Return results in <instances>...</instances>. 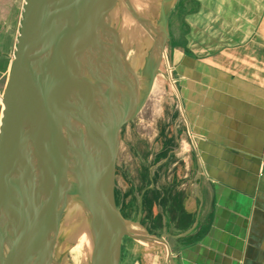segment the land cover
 Wrapping results in <instances>:
<instances>
[{
  "label": "crops",
  "instance_id": "0c3cea01",
  "mask_svg": "<svg viewBox=\"0 0 264 264\" xmlns=\"http://www.w3.org/2000/svg\"><path fill=\"white\" fill-rule=\"evenodd\" d=\"M171 9L177 155L161 202L173 214L161 223L164 250L121 260L264 264V0H173Z\"/></svg>",
  "mask_w": 264,
  "mask_h": 264
},
{
  "label": "rangeland",
  "instance_id": "374dc122",
  "mask_svg": "<svg viewBox=\"0 0 264 264\" xmlns=\"http://www.w3.org/2000/svg\"><path fill=\"white\" fill-rule=\"evenodd\" d=\"M171 2L168 0H113L112 3V0H109L108 2L105 0V8L103 7L102 14L107 13V15L103 17V27L100 25L101 27L95 32L99 37H97L99 43L98 41L97 43L94 42L96 39L94 38L84 51L85 57H81L77 62L78 66H80L82 65L80 62H83V60L87 62V58H90V70L95 71L96 76L98 77L97 82H94L92 86L87 87L88 93L91 89L92 100L105 102L109 93L112 95V93L115 92L110 100L112 101V104L107 102L106 106L101 108V110L104 111L103 115H105V117L112 119L114 117H119L122 114L123 111L118 110L117 104V100L122 101L121 98H123L126 104L133 105V103H135L134 101L137 99L138 103H140L133 119L123 126L117 135L114 200L121 219V228L123 230L121 231L123 235L121 238L119 264H124L125 259L121 260V256H125V253L128 251L133 253L135 251L147 249L158 253V251L164 250V241L160 238V234L164 229L161 223L163 224L165 222V215L167 217L171 215V218L173 214V212H166L164 210V201L162 200L161 202V198H163L162 195L165 192L164 183L166 179L164 178V174L168 170L173 171V156L177 155V95L175 94V89L171 83L168 82V71L165 67V55H167L169 47L168 40L163 42L164 52L155 82L148 94L145 95L149 70H151L154 65L156 59L155 53L157 52L156 45H153V48L149 47L148 49L147 42H152L160 31L159 23L162 18V13L164 10L167 11V9L172 6L173 2ZM108 3H112L111 6H108ZM23 5L24 0H0V101L15 52ZM111 7L113 8L111 9ZM110 9L112 11H110ZM170 12L168 22L169 33L173 25V10L171 7ZM109 21L111 22L110 27ZM103 28L107 29L106 32ZM113 28L114 30H112ZM115 30L117 33H114ZM120 46L124 48V51L127 50L126 54L130 56L128 60L130 66L116 68L114 75H119V72L122 70L119 76V78H121L119 79V82L123 81L127 73L131 76H141L145 83L143 81L142 83H140V81L139 84L138 82H135V87H139V93V90L136 91V89L133 91L125 89L123 96L117 93V90H120L122 85H119L114 89L116 82H112L109 79H103L102 67L106 65V61H109L108 58L113 55L112 53H121L122 48H120ZM130 51L131 53H129ZM145 57L149 61V63H147L150 64L148 68H146L147 63L143 65ZM87 71L89 70H86L85 72ZM66 98L67 97L65 96L64 99L67 100ZM74 100V102H76V98ZM141 100H144L143 103H141ZM65 105L66 102L64 101L63 109H61L62 112L66 110ZM124 106L126 105L122 103L123 109ZM76 107L77 106L73 109L74 111ZM109 107L111 109H109ZM103 156L104 154L100 148L97 149L96 157L102 160ZM33 159H37L36 156H34ZM33 159H29L31 166L34 161ZM83 165L84 167L83 169L81 168L82 170L80 169L81 172L78 173L79 177L76 178L75 182V186H80L82 189H77V192L74 191L76 192L74 198L77 200L70 211L71 214L69 213L70 217L73 218L80 212L83 225L81 232L77 234L70 229L72 227L67 228L70 224L65 221V216L61 217V212H58L60 215L57 213L56 205H53L54 209H51V212L48 211L50 207L48 206V209L45 210L47 213L43 211V214L40 215V219L36 221L37 227L42 225V229H37L38 232L36 236L35 234H31L30 230L28 231L27 238H29V234L30 236L33 235L34 239L37 238V245L44 241L41 248L43 249L42 252L45 253V240H47V236L49 235L47 231L49 229H44L43 225H48L47 227H50V224L52 223L57 225V234H54L55 230L52 231L55 236V238H53L55 242L54 245H52L53 252H51L52 264H83L80 245L78 248L79 251H76L77 249H75V245L69 241V237L74 240L76 239L75 241L77 243H79V240H84L83 242L88 249L85 255L88 254L89 257H92L88 259L86 264H102V258H100L101 254H99L97 258H94L96 249L92 247L95 242L93 240L95 239L94 236H97L95 222H92V220H94V217L92 219V215L95 216V212L92 211L96 210L93 203V199H95L97 193L95 172L90 167L88 161L85 160ZM34 167L37 169L38 163L37 165L35 164L32 166V168ZM49 189L47 190L45 188L44 192H42V194L44 193V196H41L40 193L36 195L34 193L31 194L30 192V197L35 203L33 209H36L39 206L38 203H40L43 198L49 197ZM81 190L85 191L84 196H80L82 193ZM78 191L80 194H78ZM60 197L62 200L63 195L61 194ZM83 197L86 199L85 202H83ZM83 203L86 204V206H84ZM82 205L86 207L85 209L83 207V210ZM64 222L67 225H63ZM70 223L72 226V222ZM64 227H66V229ZM82 232L86 235L84 233L82 234ZM135 235L139 237H136ZM133 236L136 237L134 238L135 240L133 239ZM147 236L159 240V245L147 246L148 243L143 241L144 239L147 240V238H145ZM50 237H52V234L48 236V239ZM137 240L144 243L146 246L144 247L140 243H137ZM28 246L30 247V243L27 241V250L29 248ZM44 260L48 261L46 258ZM160 262V264H164L163 257Z\"/></svg>",
  "mask_w": 264,
  "mask_h": 264
},
{
  "label": "water",
  "instance_id": "95a60500",
  "mask_svg": "<svg viewBox=\"0 0 264 264\" xmlns=\"http://www.w3.org/2000/svg\"><path fill=\"white\" fill-rule=\"evenodd\" d=\"M104 3L105 0H24L15 52L1 96L0 264H13L17 247H23L28 230L54 200V191L45 186L49 189V197L41 200L39 207L33 209L35 203L27 193L25 181L28 171L25 148L32 141L37 160H42L46 152L40 148L59 146L56 132L47 126L52 123L45 120L46 112L53 108L51 100L59 99L58 96L62 98V92L67 89L90 87L98 81L90 66H78L76 56L78 50L83 52L91 44V36L104 22ZM170 7L165 11L161 30L163 38L148 75L145 95L155 82L163 57V42L168 40ZM116 59L114 56L110 60L116 62ZM84 68L89 71L85 72ZM135 113L130 107L129 113L125 110L119 117H106L99 130L100 150L104 153L103 149L106 151L109 148L95 196L97 251L94 258L101 253L102 264H119L120 260L123 230L114 200L116 143L119 130L133 119ZM34 127L39 128L36 140L30 139ZM44 140L45 147L42 146ZM3 220L11 236L6 250L1 237L5 228L2 226Z\"/></svg>",
  "mask_w": 264,
  "mask_h": 264
},
{
  "label": "bare ground",
  "instance_id": "6f19581e",
  "mask_svg": "<svg viewBox=\"0 0 264 264\" xmlns=\"http://www.w3.org/2000/svg\"><path fill=\"white\" fill-rule=\"evenodd\" d=\"M108 1L109 0H107V2ZM118 1H120V0H118ZM112 3H113V0H112ZM129 3H127V4H129ZM111 4L108 3V6L109 5L111 6ZM123 6H124V4H123ZM113 7H111V9ZM111 9H110V11H112ZM165 9H166V7H165ZM106 10H107V8H106ZM117 10H119V9H117ZM105 15H107V13L103 14V17ZM164 15H165V10L162 13V18H161V21L159 23L160 31L157 33L156 37L154 38V40L152 42H150V43L147 42L148 49H149V47L153 48V45H156L155 47L157 48V50H159L158 47H159V44L161 43V39L163 38L161 30H162ZM116 16H118V15H116ZM110 20H111V18H110ZM110 26H111V22H110L109 27ZM102 27H103V25H102ZM112 27H115V26H112ZM104 30L106 32L107 29H104ZM112 30H114V28ZM114 33H117L116 30ZM99 35H101V34H99ZM105 35H106V33H105ZM97 37L98 36L96 34H93L91 36V39L94 40V38H96L94 40V42L97 43V41H98V43H99V39H98L99 37L98 38ZM153 43H155V44H153ZM120 48H122L121 53L118 55L115 53H112L113 55H111L108 58L109 61L108 62L106 61V65H104V67H102L101 70L103 72V79H105V80L109 79L112 82H116L114 89L117 86L122 85V87H120V90H117V93L124 96L125 89L126 90L128 89L130 91H133L136 89V91H138L139 87L138 86L135 87L136 86L135 84L137 82L139 84L140 81H141L140 83H142L143 79L141 76L140 77H138L136 75L131 76V75H129V73H127V75H126V77H124L123 81L119 82V79H121V78H119L120 73L122 71L121 68L130 66V64H129L130 62L128 61L130 56L125 54L123 47L120 46ZM84 51L85 50H83V52H81L78 50V54L76 56V60H77L76 62H78L79 59H81V57H85ZM129 53H131V51ZM114 56L117 57L116 62L115 61L113 62V60H110ZM89 59L90 58H87V62H85L83 60V62H80V63H82V65H84V67L86 65L89 66L91 64ZM143 62H144L143 65H145L147 62L149 63V61L146 57L143 60ZM92 63H94V62H92ZM148 63L146 64V68H148L150 66V64H148ZM119 67H121L120 68L121 71L119 72V75L118 74L114 75L115 69L116 68L118 69ZM84 69H86V68H84ZM84 71H86V70H84ZM149 72H150V70H149ZM120 83H122V84H120ZM140 87H141V84H140ZM87 90H88L87 87L80 88V89H74V88L67 89V90L63 91L61 94L63 96V98L58 96L59 99L51 100L52 101L51 107H53V108L51 109L50 112L49 111L46 112L47 118L45 120L50 121V124L52 123L51 126L47 123L48 124L47 126H49L51 130L53 129V132H56L57 137H58L57 143L59 144V146L54 147V146L50 145L49 146L50 148H47V147L46 148H40L41 151L46 152L45 153L46 156H44L42 160L35 159L36 160L35 161L33 159V157L34 156L37 157V154L35 152L34 143L32 141H29V143L27 144V147L25 148V155H24V158L26 160V168H28L26 179H25V181L27 182V184H26L27 193L31 192V194L34 193L36 195H38L40 193L41 196H44V193L42 194V192H44L45 186H48L49 188H51V190L54 191V200L50 202V204H49L50 207H49V209L47 208L48 211L51 212V209H54L53 205H56L57 213L61 212V217L65 216L64 217L65 221H67V223L70 224L69 227H67V228L72 227L70 229L73 230V232L77 233V234H79L81 232L82 226H83L82 220H81L82 217L80 215V212L76 216H74L73 218L70 217V214H71L70 211L72 210V208L75 205L76 200H77L74 198V195L77 192V189H82V187H80V186H77V187L75 186L76 178L79 177L78 173L81 172L80 171L81 168L83 169V167H84L83 163H85V160H86V161H88L90 167L95 172V183L97 184V190L99 189V187H98L99 176L102 173L103 161L107 160L108 150H109V148H107L106 151H105V149H103L104 150V153H103L104 156H103L102 160L99 159L98 157H96V150L100 148L99 146H100V142H101V136H100L99 130H100V127L102 125L103 119L105 120V118H106L105 115H103L104 111H102L101 108L103 106H106L107 102L112 104V101H110V100H111V97H113V94L115 93V92L112 93V95H111V93H109V95L105 99V102H101L99 100L98 101L92 100L91 99V95H92L91 89L89 90V93ZM139 92H140V90L138 91V93ZM65 96L67 97L66 98L67 100L64 99ZM73 98L74 99L76 98V102H74L75 100ZM121 99H122V101L117 100L118 101V103H117L118 104V110L123 111V112L126 110V112L129 113L130 107H132V111H135V112L137 111V108L140 104V103H138V99L136 101L133 100L135 102V103H133V106H131V104H128V103L126 104V102L123 100V98H121ZM64 101L66 102V105H65L66 110L62 112L61 109H63ZM122 103H124V105H126V106H124V109L122 108ZM75 106H77V107L74 111L73 109L75 108ZM2 109H3V105H2V102L0 101V116L2 113ZM109 109H110V107H109ZM109 109H107V110H109ZM59 112H61V113H59ZM40 129H41V131L43 130V128H40ZM30 133H31L30 139L36 140L37 139L36 137L39 135V128L35 129V127H34V130L31 129ZM45 139H46V137H45ZM43 143H44V145L42 144V146L45 147L46 141L44 140ZM29 159L34 160L33 161L34 165L35 164L37 165V163H39L37 169H35V167L32 168V166H34V165L32 164V166H31V162L29 163ZM50 172H52V173H50ZM46 183H47V185H46ZM74 191H76V192H74ZM81 192L82 193L80 194L78 191V194H80V196H84L85 191L81 190ZM56 193L63 195L62 200H61L60 195H57ZM55 194L57 197L55 196ZM83 198H84L83 202H85L86 199H85V197H83ZM43 199H45V198H43ZM93 200H94L93 201L94 208H96L97 207V197H95V199H93ZM83 205L86 206V204H84V203H83ZM83 205H82V210L84 207ZM85 208L86 207H84V209ZM44 212L47 213L46 211H44ZM92 212H95V210ZM66 214H68V215H66ZM56 217H57V215H56ZM93 217H94V215H92V219H93ZM93 221L94 220H92V222ZM58 222H59V220H58ZM70 222H72V226H71ZM83 222L86 223L85 221H83ZM36 224L37 223L35 221L33 224V227L31 226V229H29L30 233L33 235L35 234V236L37 235V232H38L37 229H42V227H41L42 225L37 227ZM3 225L5 227L3 230L4 235L2 234L1 237H2V240L4 241L3 246L5 247V250H6V247L8 246L9 240H11V236H10V232H7V226L4 223V220L2 221V226ZM63 225H67V224H65V222H64ZM47 226L48 225H43L44 229H47V228L49 229L47 231H48L49 235L52 234V237H50L48 239V236H49L48 235L47 240H45L46 241L45 242L46 252L45 253L42 252L43 249L41 248L44 241H43V243H39L37 245V238L34 239L33 235L30 236V234H29V238L26 239V243L23 245V247H17L15 254H14V258H13V261H14L13 264H26V262H27V264H52L51 252H53L52 251L53 250L52 245H54V242H55L53 238H55L54 234H57V225L52 223V224H50V227H47ZM64 228L66 229V227H64ZM53 230H55L54 234L52 233ZM83 233L84 232H82V234ZM94 237H95V239H93V240L95 242L93 244L95 246L93 245L92 247H94L96 249V247H97L96 246V242H97L96 237L97 236L95 235ZM75 240L71 239V237H69V241L75 245V249H77L76 251H79L78 248L80 245V252H82L81 258H82L83 264H86L88 259H90L92 257L91 256L89 257L88 254L85 255L88 249L86 248V245L83 242L84 240L80 241L78 238L79 243H77ZM27 241L30 243V247L28 246L29 247L28 250H27ZM90 244H92V243H90ZM81 246L83 249L81 248ZM45 258L48 259V261L44 260ZM100 258H102V257H100ZM30 259H32V260H30ZM53 263H55V262H53Z\"/></svg>",
  "mask_w": 264,
  "mask_h": 264
},
{
  "label": "flooded vegetation",
  "instance_id": "af4514ba",
  "mask_svg": "<svg viewBox=\"0 0 264 264\" xmlns=\"http://www.w3.org/2000/svg\"><path fill=\"white\" fill-rule=\"evenodd\" d=\"M169 17H170V15H169ZM168 22H169V18H168ZM168 24H167V31H168V35H169V29H168Z\"/></svg>",
  "mask_w": 264,
  "mask_h": 264
}]
</instances>
